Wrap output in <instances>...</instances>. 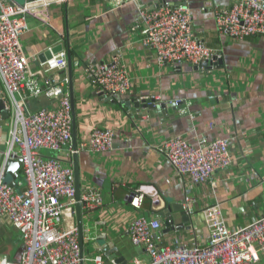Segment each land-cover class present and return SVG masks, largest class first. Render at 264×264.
<instances>
[{
	"label": "crops",
	"instance_id": "0c3cea01",
	"mask_svg": "<svg viewBox=\"0 0 264 264\" xmlns=\"http://www.w3.org/2000/svg\"><path fill=\"white\" fill-rule=\"evenodd\" d=\"M161 1L188 8L194 35L220 54L214 69L201 71L190 64L178 70L160 66L154 53L141 45L139 33L131 29L139 21L140 12L152 10ZM234 1L125 0L118 6L117 0H66L47 11L51 27L35 18L27 19L29 30L22 35L21 44L32 69L46 70L47 64H42L39 57L57 45L62 46L64 54L71 53L76 145L87 140L93 129H109L114 135L109 151L77 154L80 190L92 186L104 196L102 207L92 212L81 209L86 253L109 246L127 264L135 258L148 261L144 250L132 246L126 235L130 223L142 215L161 220V244L180 237L187 244L196 241L200 246L208 241L201 215L208 205H220L231 230L264 216V35L236 41L217 31L215 12ZM113 58L125 66L131 88L109 100L96 94L85 66ZM46 74L67 80L64 91L70 99L67 68L48 70ZM151 96H159L161 104L181 103L171 113L165 110V114L154 116L143 109L135 110L132 104L124 105ZM28 104L36 112L54 102L40 97ZM178 135L190 143L200 135L227 140L232 157L231 166L214 172L209 182L190 186L195 204L186 222L177 210L183 201L182 183L158 153L164 140ZM7 138L8 127L0 112V168ZM43 154L72 164L67 150ZM253 172L258 174L257 179L252 177ZM18 173L20 180V169ZM139 187L154 190L156 197L145 195L141 207L134 209L129 205L130 198ZM171 207L176 209L171 212L176 227L166 231L159 212ZM71 222L77 226L76 213L65 224ZM21 246L19 232L0 216V258L15 260Z\"/></svg>",
	"mask_w": 264,
	"mask_h": 264
},
{
	"label": "built area",
	"instance_id": "2783aa9c",
	"mask_svg": "<svg viewBox=\"0 0 264 264\" xmlns=\"http://www.w3.org/2000/svg\"><path fill=\"white\" fill-rule=\"evenodd\" d=\"M65 1L25 0L19 5L14 0H0V94L3 109L8 113V138L0 168V216L19 232L22 244L18 260L2 257L0 264H105L106 260L116 264L97 248L86 253L77 226L72 222L65 224L72 219L78 203L90 212L102 207L101 190L87 186L77 201L72 164L43 154L64 150L72 156L82 151L102 154L111 149L113 132L93 129L89 138L73 149L71 103L64 91L67 80L46 74L48 70H65L66 54L59 53L42 63L47 64L46 70H34L21 44L22 35L29 30V17L51 27L47 11ZM117 1L120 6L125 0ZM215 24L219 33L236 41L264 35V0H235L228 8L215 12ZM131 31L139 33L141 45L154 53L160 66L178 70L190 64L209 72L221 58L194 35L191 13L183 5L161 1L152 10L140 12ZM85 72L96 94L109 100L125 95L131 88V79L118 58L86 64ZM40 97L54 102L53 106L31 111L29 101ZM141 101H147V105L161 104L159 96L137 98V102ZM172 103L179 105L181 101ZM158 151L182 183L181 205L188 219L195 204L190 186L209 182L214 172L226 170L232 163L227 140L203 135L193 143L182 135L170 137ZM8 161L20 163L21 179L14 186L4 181ZM252 177L257 179L258 174L253 172ZM211 186L215 184L211 182ZM145 189L148 188L135 191L129 204L132 208L139 209L145 195L156 197L154 190ZM201 215L208 232V241L202 246L196 241L187 244L180 237L170 244H161V220L136 217L126 235L131 245L142 248L149 260L135 258L131 264H264V216L231 230L220 205L204 207Z\"/></svg>",
	"mask_w": 264,
	"mask_h": 264
},
{
	"label": "water",
	"instance_id": "95a60500",
	"mask_svg": "<svg viewBox=\"0 0 264 264\" xmlns=\"http://www.w3.org/2000/svg\"><path fill=\"white\" fill-rule=\"evenodd\" d=\"M17 4L19 5H23L25 0H14ZM62 52V46L61 45H57L54 48H51L50 50L44 52L42 55H40L39 60L44 63L48 60H50L53 56L59 54ZM66 60H67V70L69 73V93H70V103H71V110H73V102H72V94H73V90L71 88V75H72V56L71 53L69 51H67L66 53ZM1 94H0V112L2 114V118L3 120H6L8 117V113L3 109L2 106V102H1ZM147 101H141V102H131V103H126L124 104L127 107H130V104H132L133 108L135 110H139V109H143L146 110L150 116H154L155 114H165V110H167L168 113H171V111L173 109H176V105L173 103L170 104H158V105H147ZM72 147L73 149H76L77 145H76V128H75V118L73 116V112H72V141H71ZM77 154L72 156V166H73V171H74V179H75V183H74V187H75V193H76V200L79 201L80 199V184H79V172L77 169ZM20 167V163L18 161H8L6 163V169H5V177H4V181L6 183H8L10 186H14L16 181L18 180L19 177V170ZM131 200V198H130ZM81 204L78 203L75 208L74 211L76 213V217H77V228L79 230V240H80V244L81 246L83 245L82 243V211H81ZM173 210H176L175 208H170L169 210L165 211V210H161L159 212V216L163 219V224L164 227L166 229V231H169L171 229H173L174 227V220L171 216V212ZM180 216H181V220L182 222H186L188 220V217L184 215L183 211H182V206L180 208L177 209ZM22 251V247L20 248L17 256L15 257V260L19 259V255ZM101 252L106 256L109 257L110 259L114 260L116 264H127V262L123 259V257H121L119 254H113V252L111 251L109 246H106L105 248H102Z\"/></svg>",
	"mask_w": 264,
	"mask_h": 264
},
{
	"label": "trees",
	"instance_id": "16d2710c",
	"mask_svg": "<svg viewBox=\"0 0 264 264\" xmlns=\"http://www.w3.org/2000/svg\"><path fill=\"white\" fill-rule=\"evenodd\" d=\"M10 260H14V259H12V258H9Z\"/></svg>",
	"mask_w": 264,
	"mask_h": 264
},
{
	"label": "rangeland",
	"instance_id": "374dc122",
	"mask_svg": "<svg viewBox=\"0 0 264 264\" xmlns=\"http://www.w3.org/2000/svg\"><path fill=\"white\" fill-rule=\"evenodd\" d=\"M48 153H50V152H48Z\"/></svg>",
	"mask_w": 264,
	"mask_h": 264
}]
</instances>
